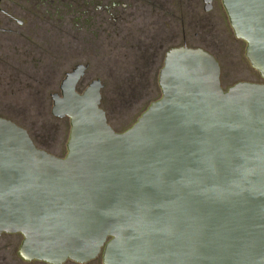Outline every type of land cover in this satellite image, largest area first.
I'll return each instance as SVG.
<instances>
[{"label":"water","instance_id":"1","mask_svg":"<svg viewBox=\"0 0 264 264\" xmlns=\"http://www.w3.org/2000/svg\"><path fill=\"white\" fill-rule=\"evenodd\" d=\"M221 2L264 79V0ZM86 69L51 95L70 124L64 157L0 117V236L20 234L19 256L49 264H264V83L224 90L212 54L173 47L160 98L116 132L101 81L77 90Z\"/></svg>","mask_w":264,"mask_h":264},{"label":"rangeland","instance_id":"2","mask_svg":"<svg viewBox=\"0 0 264 264\" xmlns=\"http://www.w3.org/2000/svg\"><path fill=\"white\" fill-rule=\"evenodd\" d=\"M2 1L4 5H10L12 2V0ZM177 1V33L175 38L165 44L167 48L162 51L160 59L154 66L157 75L162 67L165 52L171 47L181 46L185 41L188 47L202 48L214 55L220 66V83L224 90L238 82L264 83V79L251 67L245 57L246 43L234 36L221 0H214L212 10L204 12L200 5L198 10L192 13L194 19L199 16L211 21V24L208 23L204 28H194L193 25H189L192 18L188 23L187 16L191 11L187 9L184 0ZM216 7L219 9L216 10ZM215 15H218L217 19H213ZM17 18L25 20L20 16ZM128 28L134 30L137 26L129 24ZM124 32L128 43H131L136 33L133 31L134 35H128V29ZM43 36L44 33L39 32L31 39L32 44H39L46 49L41 51L40 56L34 57L40 60L35 64L36 68L30 70L33 79L30 78L28 81L23 79L24 70L14 63L10 34L2 32L0 40V117L28 129L40 149L56 157L66 155L69 120L51 115L52 100L49 95L58 92L65 72L70 71L77 63L88 64L80 86L81 90L94 79H99L103 84L101 95L106 117L109 125L116 132L129 128L151 102L160 98L159 86L147 91L142 87L141 94L133 99L122 95V91L118 90L120 82L117 79L121 71L132 68L128 66L129 57H124L131 51L127 48V44L121 46L123 43L117 35L110 39L103 34L101 38L92 41V45L89 40L82 39L80 45L78 39L74 40L67 34L64 48L59 55L45 47L46 40ZM123 59L124 63H122ZM35 78H39L41 82H36ZM19 80L21 83L16 84L15 81ZM26 82L31 85L26 87ZM21 241L20 234L3 233L0 236L1 264H46L38 260H23L18 254ZM98 261L91 264L101 262L100 259Z\"/></svg>","mask_w":264,"mask_h":264},{"label":"flooded vegetation","instance_id":"3","mask_svg":"<svg viewBox=\"0 0 264 264\" xmlns=\"http://www.w3.org/2000/svg\"><path fill=\"white\" fill-rule=\"evenodd\" d=\"M213 2L214 0H184L187 9L191 11L187 16L188 23L192 18L189 25H193L194 28H204L208 23L211 24V21L204 17L198 16L194 19L193 14L200 5L204 12H207L205 10L207 6L212 10ZM218 9L216 7V10ZM18 16L24 18L26 22L18 19ZM217 18L218 15L213 17V19ZM177 19V0H12L10 5H4V1L0 0V40L2 32L10 34L14 63L24 70L23 79L28 81L30 78L33 79L30 70L36 68L35 64L40 60L34 57L40 56L41 51L46 49L39 44L31 43V39L39 32L44 33L45 47L59 55L64 48L67 34L74 40L78 39L80 45L82 39L89 40L92 45V41L101 38L103 34L112 39L119 32L123 33L128 29V35L133 34L134 31L140 39L154 48L157 62L160 59L157 53L161 54L162 50L167 48L165 44L176 36ZM129 24L137 28L130 30ZM183 45L188 46L185 41L182 42L181 46ZM78 64L81 63L76 65ZM85 64L88 67V64ZM83 77L77 85V90L80 92L83 90L80 89ZM35 80L41 82L39 78ZM15 83L20 84L21 80ZM30 85L29 82L25 84L26 87ZM53 93L60 91L50 93V99ZM99 259L101 260L99 264H103L101 255L86 263L68 259L61 264H91L99 262Z\"/></svg>","mask_w":264,"mask_h":264},{"label":"trees","instance_id":"4","mask_svg":"<svg viewBox=\"0 0 264 264\" xmlns=\"http://www.w3.org/2000/svg\"><path fill=\"white\" fill-rule=\"evenodd\" d=\"M117 36L119 37V40L121 41V43H123L121 44V46H124V44H127V48H129L131 51V53H129L128 56L125 55L124 57H129L127 58L130 60V63L128 66L132 68V69H126V70L121 71L117 79V81L120 82V85L117 87L118 90L122 91V95L133 99L134 97L141 94L142 87L144 88V91L157 88L158 87V75L155 72V68H154L155 64L157 63L156 62L157 57L156 55H154V51H155L154 48L152 49L148 45V43L145 42V40L140 39V37L137 34L134 35L131 43H128L127 37L124 34V32L123 33L119 32ZM158 51L159 50L157 49V52ZM157 55L158 56L160 55L159 57H161V54L159 52L157 53ZM124 59L122 60V63H124ZM101 108L105 111V114H106V109L104 107V101L102 98H101ZM107 122H108V119H107ZM24 129L28 132L32 141L37 146L36 142L34 141L28 129L26 128Z\"/></svg>","mask_w":264,"mask_h":264}]
</instances>
